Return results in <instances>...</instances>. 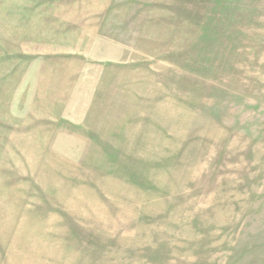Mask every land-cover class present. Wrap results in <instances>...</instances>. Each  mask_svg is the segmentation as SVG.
<instances>
[{
  "label": "rangeland",
  "instance_id": "1",
  "mask_svg": "<svg viewBox=\"0 0 264 264\" xmlns=\"http://www.w3.org/2000/svg\"><path fill=\"white\" fill-rule=\"evenodd\" d=\"M0 264H264V0H0Z\"/></svg>",
  "mask_w": 264,
  "mask_h": 264
}]
</instances>
